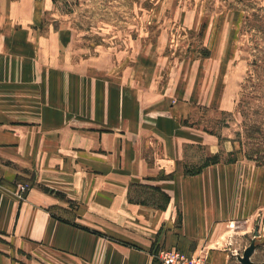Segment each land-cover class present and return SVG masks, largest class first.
<instances>
[{
  "label": "crops",
  "instance_id": "1",
  "mask_svg": "<svg viewBox=\"0 0 264 264\" xmlns=\"http://www.w3.org/2000/svg\"><path fill=\"white\" fill-rule=\"evenodd\" d=\"M31 4L0 0V264H157L162 247L240 264L250 243L236 239L264 220V165L237 157L185 174L187 148L214 153L221 141L164 93L91 128L59 106L49 114L24 65L23 30L39 27ZM157 191L162 206L147 200Z\"/></svg>",
  "mask_w": 264,
  "mask_h": 264
},
{
  "label": "rangeland",
  "instance_id": "2",
  "mask_svg": "<svg viewBox=\"0 0 264 264\" xmlns=\"http://www.w3.org/2000/svg\"><path fill=\"white\" fill-rule=\"evenodd\" d=\"M30 1L39 27L23 30L33 45L26 42L30 60L21 64L37 87L33 99L46 101L49 114L59 106L65 117L91 128L164 93L169 102L189 104L190 122L221 141L214 153L187 148L184 169L213 156L224 162L245 157L253 142L264 150V0ZM253 125L260 127L255 140ZM29 181H16L21 193ZM166 197L157 191L147 200L162 206ZM256 227L231 242L242 249L255 240L252 259L260 263L264 220ZM163 248L173 247L155 251L157 264ZM195 257L204 264V256Z\"/></svg>",
  "mask_w": 264,
  "mask_h": 264
},
{
  "label": "trees",
  "instance_id": "3",
  "mask_svg": "<svg viewBox=\"0 0 264 264\" xmlns=\"http://www.w3.org/2000/svg\"><path fill=\"white\" fill-rule=\"evenodd\" d=\"M55 2V0H53ZM253 131V132H251ZM260 127L257 125H253L250 130V138H253L252 133L259 132ZM255 140V138H253ZM245 157L251 160H254L257 164H263L264 165V150L260 149L259 145L257 143H251L250 147L247 149L245 152ZM236 158L231 159L230 161H234ZM208 161L204 162L202 165L199 167L189 170L187 168L184 169L185 174L187 175H192L198 173L204 166L210 164V163H215L218 161L216 156H213L211 158L207 159ZM229 162V161H228ZM167 198V197H166Z\"/></svg>",
  "mask_w": 264,
  "mask_h": 264
},
{
  "label": "built area",
  "instance_id": "4",
  "mask_svg": "<svg viewBox=\"0 0 264 264\" xmlns=\"http://www.w3.org/2000/svg\"><path fill=\"white\" fill-rule=\"evenodd\" d=\"M156 257L159 259V264H202L200 257L186 255L178 247L160 249Z\"/></svg>",
  "mask_w": 264,
  "mask_h": 264
},
{
  "label": "water",
  "instance_id": "5",
  "mask_svg": "<svg viewBox=\"0 0 264 264\" xmlns=\"http://www.w3.org/2000/svg\"><path fill=\"white\" fill-rule=\"evenodd\" d=\"M256 247H257V244L255 243V240H252L250 244L244 249L241 255L240 254L236 255V259L239 261V263L240 264H258V263H255L251 259V256L253 252L255 251ZM260 264H264V261H262Z\"/></svg>",
  "mask_w": 264,
  "mask_h": 264
}]
</instances>
